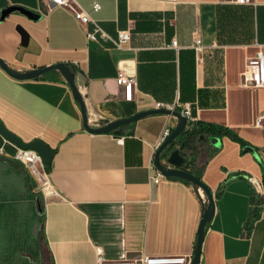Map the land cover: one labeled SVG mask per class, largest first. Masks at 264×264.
I'll return each instance as SVG.
<instances>
[{"label":"crops","instance_id":"crops-1","mask_svg":"<svg viewBox=\"0 0 264 264\" xmlns=\"http://www.w3.org/2000/svg\"><path fill=\"white\" fill-rule=\"evenodd\" d=\"M75 1L110 36L130 32L129 43L88 41L91 27L50 0H0V59L20 73L70 65L92 127L188 105L198 121L231 131L236 138H212L192 156L215 201L199 264H264V126L257 125L264 87L243 77L264 51V0ZM121 68L136 78L131 100L116 82ZM0 122L24 143L55 150L51 187L38 197L33 178L11 159L16 147L0 135V211L38 242V264L42 255L54 264H97V247L110 259L194 254L204 194L173 178L150 181L154 147L176 127L174 117L92 134L58 71L19 80L0 67Z\"/></svg>","mask_w":264,"mask_h":264},{"label":"built area","instance_id":"built-area-1","mask_svg":"<svg viewBox=\"0 0 264 264\" xmlns=\"http://www.w3.org/2000/svg\"><path fill=\"white\" fill-rule=\"evenodd\" d=\"M233 3L250 5L254 3V0H231ZM50 3L55 7H63L69 9L76 19L80 21L85 26H90L91 28L86 31V37L88 41L98 42L99 40L111 41L116 47H122L123 45L129 43L131 35L128 31H120L114 38L110 36L101 25L95 21L91 12L82 9L75 0H50ZM101 9L99 3L94 2L92 4V12H98ZM195 46L200 48V40L198 37H194ZM176 45V42H173ZM244 81L246 84L252 85L254 87H264V51H258L256 56L250 59L247 64L243 74ZM116 82L119 86L123 87L126 91V99L131 100L132 91L136 86V78L127 69L121 68L118 71V76ZM159 108H164L158 105ZM180 114L194 123L197 121L192 108L185 105ZM258 126H264V114L261 115L257 120ZM172 129L167 127L160 137V140L154 147V153L158 151L163 142L171 134ZM122 142V139H120ZM0 155H5L4 147L0 148ZM11 159L19 164H21L28 172V174L33 178V180L38 183L42 189L51 187L49 173L46 171L42 157L34 150H22L15 148V153L12 155ZM150 181L153 184H158L160 181L167 179L155 166L154 159L150 165ZM96 263L97 264H191L193 255L184 257H153L148 255H141L137 259H110L106 257L104 250L101 247L96 248Z\"/></svg>","mask_w":264,"mask_h":264},{"label":"water","instance_id":"water-1","mask_svg":"<svg viewBox=\"0 0 264 264\" xmlns=\"http://www.w3.org/2000/svg\"><path fill=\"white\" fill-rule=\"evenodd\" d=\"M9 12L6 11V13ZM0 67L6 71L9 75L14 77L15 79L19 80H31L40 77L47 72L52 70L58 71L65 81L70 86L74 97L76 98L77 102L79 103L80 110L83 117V126L84 128L92 134H106L112 131H116L121 127L126 125L132 124L141 118L150 115L162 114L174 117L177 120V125L171 132V134L167 137V139L163 142L160 146L158 151L154 155V164L156 168L167 178H180L187 182H189L194 188L197 190H201L204 194L205 199L203 201V211H202V218L199 224L198 232H197V241L196 247L194 250L193 258L191 264H199L201 252H202V245L205 236V229L207 223L210 221L214 214L215 210V201L214 197L210 191V189L202 182V180L192 174L191 172L184 169V156L181 154L179 149L173 150L166 160L162 159V153L165 149L183 132L186 127L187 119L183 117L180 112L176 111L175 109H167V108H159L153 109L149 111H144L137 113L129 118L121 119L103 127H92L88 123V114L85 102L81 95L80 90L78 89L73 71L65 64L59 63L50 67L35 69L30 72L20 73L11 69L5 62L0 59ZM0 135L3 137L5 141L10 143L16 148L22 150H34L36 151L43 160L44 166L49 167L52 164L53 160V152L52 149L46 145L44 142L40 140H35L30 143H24L20 138L12 134L8 131L5 126L0 122ZM249 150H252L251 148Z\"/></svg>","mask_w":264,"mask_h":264},{"label":"rangeland","instance_id":"rangeland-1","mask_svg":"<svg viewBox=\"0 0 264 264\" xmlns=\"http://www.w3.org/2000/svg\"><path fill=\"white\" fill-rule=\"evenodd\" d=\"M29 181L35 194L41 197V186L31 178ZM2 213L0 211V264H38V242L26 236L25 227L17 225V219L3 217Z\"/></svg>","mask_w":264,"mask_h":264},{"label":"trees","instance_id":"trees-1","mask_svg":"<svg viewBox=\"0 0 264 264\" xmlns=\"http://www.w3.org/2000/svg\"><path fill=\"white\" fill-rule=\"evenodd\" d=\"M70 69L72 68L70 65H67ZM46 77V76H45ZM177 111V110H176ZM193 111V109H192ZM194 113V111H193ZM124 127H121L119 129H122ZM118 129V130H119ZM117 131V130H116ZM116 131L110 132V134L115 133ZM173 131V129H172ZM232 136L233 138H236L234 135L231 134V131L228 129H225L223 127L209 124V123H202L200 121H196L194 123H191L190 121H187L186 127L183 130V132L165 149V151L162 153V158L163 156L166 158L168 155L175 149H179L181 154L184 156V169L187 171L191 172L192 174L195 175L193 171V164H194V159L193 155L195 154V151L200 147L201 143H204L208 140H211L212 138H220L222 136ZM217 148V147H216ZM53 153L55 150L52 151ZM46 171L49 173L51 171V166L46 167ZM199 177L197 174L195 175ZM176 180H181L184 181L188 184L189 182L180 179V178H173ZM220 196V189L216 193V197L218 198ZM41 245L45 242V236H44V218L42 219L41 222ZM41 262L42 264H54L53 258H50V262L48 263L46 258L41 256Z\"/></svg>","mask_w":264,"mask_h":264},{"label":"bare ground","instance_id":"bare-ground-1","mask_svg":"<svg viewBox=\"0 0 264 264\" xmlns=\"http://www.w3.org/2000/svg\"><path fill=\"white\" fill-rule=\"evenodd\" d=\"M198 191H199L200 194L202 193L201 190L198 189Z\"/></svg>","mask_w":264,"mask_h":264}]
</instances>
